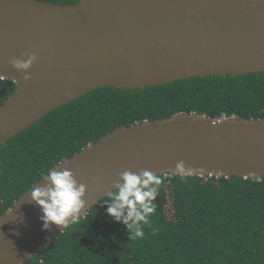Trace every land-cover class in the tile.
Segmentation results:
<instances>
[{"label": "water", "instance_id": "1", "mask_svg": "<svg viewBox=\"0 0 264 264\" xmlns=\"http://www.w3.org/2000/svg\"><path fill=\"white\" fill-rule=\"evenodd\" d=\"M25 53L37 56L27 82L10 63ZM262 71L264 0H0V77L17 84L0 104V144L99 87ZM179 161L193 175L261 180L264 119L179 112L144 120L54 168H69L87 185L84 217L110 196L119 173L175 175ZM43 177L36 184H46ZM33 186L0 215V264H24L61 233L55 224L44 229L43 213L31 202Z\"/></svg>", "mask_w": 264, "mask_h": 264}, {"label": "trees", "instance_id": "2", "mask_svg": "<svg viewBox=\"0 0 264 264\" xmlns=\"http://www.w3.org/2000/svg\"><path fill=\"white\" fill-rule=\"evenodd\" d=\"M16 87L0 77V104ZM179 112L264 119V71L103 86L55 108L0 144V215L89 143ZM159 176L156 212L142 239L130 240L126 226L110 218L107 196L24 264H264V177Z\"/></svg>", "mask_w": 264, "mask_h": 264}, {"label": "clouds", "instance_id": "3", "mask_svg": "<svg viewBox=\"0 0 264 264\" xmlns=\"http://www.w3.org/2000/svg\"><path fill=\"white\" fill-rule=\"evenodd\" d=\"M26 59L13 58L10 63L23 74V81H31L30 70L37 60L35 53H25ZM52 168L43 177L47 183H40L31 189V202L38 205L43 213L41 220L45 230L53 224L62 226L61 232L78 223L86 210L87 185L79 183L69 168ZM182 179L190 174L185 162L179 161L172 170ZM162 180L159 175L146 169L138 172L126 170L119 173L114 190L106 204L107 214L117 223L126 226L130 240L142 239L143 225L151 227L150 217L156 212L154 203L159 194ZM155 234V232L153 233Z\"/></svg>", "mask_w": 264, "mask_h": 264}, {"label": "built area", "instance_id": "4", "mask_svg": "<svg viewBox=\"0 0 264 264\" xmlns=\"http://www.w3.org/2000/svg\"><path fill=\"white\" fill-rule=\"evenodd\" d=\"M225 118V117H224Z\"/></svg>", "mask_w": 264, "mask_h": 264}]
</instances>
